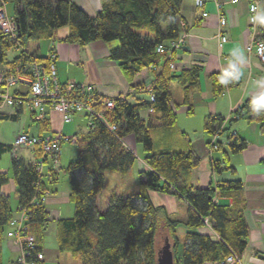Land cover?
<instances>
[{
    "label": "trees",
    "instance_id": "obj_1",
    "mask_svg": "<svg viewBox=\"0 0 264 264\" xmlns=\"http://www.w3.org/2000/svg\"><path fill=\"white\" fill-rule=\"evenodd\" d=\"M182 0H100V9L93 17L86 14L75 2L69 0H0V5H12V17L16 23L17 42L0 33V63L7 61L10 50H17V55L6 64L12 68L18 63L31 61L36 57L24 48L27 43L50 37L54 31L66 28L61 39L65 42L86 45L94 41L117 44L109 51V58L116 62L125 78L130 82L145 68L158 67L163 54L155 51L158 44L178 37L181 31ZM264 11V6H263ZM145 32V33H141ZM149 33V34H148ZM151 35V36H150ZM175 51H173L174 54ZM39 61L45 59L36 57ZM202 71L200 65H192L180 71L171 70L168 61H164L158 72L154 73L152 93L154 100L114 98V106L106 109L96 96L91 99L97 112H102L110 124L116 126L111 132L97 117L89 116L90 124L83 141L78 144L75 160L66 168L69 184V201L73 205V215L56 221V242L60 252L79 259L80 264H156L160 227L159 209L154 210L149 204L148 191L173 193L182 196L190 205L185 221L189 231L186 240L190 243L183 249L182 264H220L228 254L229 248L241 253L247 244L248 229L243 218L242 207L235 204L215 203V195L226 194L241 188L238 180H225L216 188H195L190 184V171L199 160L191 152H153L149 125L141 118V111L152 108L160 114V122L169 127L174 124L175 111L171 105L170 84L182 87L183 102L187 103L189 87L198 83ZM210 74L212 94L221 95L226 89L236 84L233 72ZM227 78L228 83L222 81ZM148 95V92L144 89ZM69 98L85 101V96L75 84L68 94ZM252 99H247L234 111L233 120L223 126L228 134L229 144L226 150L236 153L244 147V142L236 135H231L233 121L247 119L259 126L264 134V109L253 110ZM4 118L0 114V119ZM39 120V122L43 121ZM223 118L209 116L204 128L213 135L222 125ZM132 134L144 153L143 161L147 170L138 173L139 192L122 196L112 191L105 208L98 210L96 197L106 187V172L127 175L137 161L136 155L122 144V138ZM218 143L217 149H223ZM11 151L10 145L0 144V156ZM35 159L27 161L21 157L11 158L12 179L20 209L27 213L28 230L34 235L36 250L49 213L42 201L46 192L45 183L37 171V162L41 150L34 149ZM224 159L213 163L214 170L227 168V151ZM91 163V166H87ZM264 163V158L262 160ZM85 174L78 178L77 171ZM8 181L6 172H0V264H2V242L9 224L14 217L10 208L9 197L1 188ZM144 203L137 204L136 199ZM207 219L219 239L201 235L192 229L204 224ZM168 237L173 239V252L177 253V237L174 222L170 223ZM178 262V261H177Z\"/></svg>",
    "mask_w": 264,
    "mask_h": 264
},
{
    "label": "crops",
    "instance_id": "obj_2",
    "mask_svg": "<svg viewBox=\"0 0 264 264\" xmlns=\"http://www.w3.org/2000/svg\"><path fill=\"white\" fill-rule=\"evenodd\" d=\"M44 1L53 2L55 0ZM69 1L75 2L91 17L101 6L100 0ZM253 1L204 0L203 6L198 7L195 5V0H182L180 23H183V31L185 32L184 44L182 47L174 49L172 61L176 71L187 69L192 65H200L202 71L198 83L189 87L187 103L183 102L182 87L178 84L179 87H175L174 82L170 84L171 100L176 99L177 101L175 108L172 106L175 111L173 125L163 126L160 122V114L149 112L148 109H144L140 113L141 118L149 125L153 152L186 153L191 151L198 158L197 166L190 171L189 175V181L193 187L206 188L210 185L216 188L220 182L225 180L241 182L239 190L221 195L217 194L213 198L215 203L235 204L242 207L248 236L246 247L241 253H238L241 264H264V164L262 163L264 134L259 131V126L254 121L245 118L233 121L230 130L234 131L238 139L244 142V147L236 153H231L226 150L224 144L223 149H210L213 136L206 132L204 124L207 117L219 116L223 118L222 126L225 127L229 121L233 120L235 109L242 105L245 100L264 93V61L256 56L252 47L254 40L264 37V0H257L260 15V25L257 27L251 26L248 20V7ZM5 5L3 4L4 10ZM203 12H206L207 15L203 16ZM8 16H12V11ZM220 17L226 21L223 26L219 25ZM66 31V28L57 29L50 37L27 43L24 49L29 54L42 59H46L50 53L54 52L59 83L71 82L93 86L96 98L102 106L105 99L124 97L134 101L135 99L148 98L144 89L154 80L155 71L153 68L141 70L129 82L118 64L109 58V51L117 42L94 41L86 45L69 43L61 40ZM222 36L225 38L224 44L220 40ZM249 45H251V49H248ZM17 53L12 54V58ZM165 59L166 57L163 56L158 68H161ZM6 62L0 63V72L8 68ZM227 72L236 74L238 77L236 84L226 89L218 97H214L210 74ZM172 89L176 92L175 98L172 96ZM16 90L26 91L25 87L13 86L6 89L0 84V91L12 93ZM24 109V106L0 109V114L4 117L0 121H11L16 125V132L8 133L4 125L0 123V144L11 145L20 133L38 136L61 133L62 135L75 136L80 144L89 128V120L84 114H75L71 121L63 122L59 111L46 106L44 120L39 122V120L34 119L29 107H26L28 116L23 113ZM122 144L136 155L137 161L125 176L117 172L109 174L106 172L105 188L111 184L113 185L111 192L115 191L119 195L128 196L139 192L138 173L147 170L148 167L143 161L142 148L135 142L132 134L125 135L122 138ZM69 145L71 144L69 143ZM35 148L37 147H21L15 154L7 151L0 156V172H6L8 175V181L2 186L1 191L9 197L10 208L14 214L13 218L18 224H26L27 220L24 219L18 204L16 186L12 179L11 158L18 156L27 161H32L35 159ZM224 151H227V168L216 171L213 168V163L215 161L221 162L224 159ZM7 154H9V159H5ZM71 157L68 159H73ZM61 160L59 150L58 163L54 164L50 158H46L42 162L39 172L46 187L44 204L49 213V221L38 242L39 251L43 254V260L39 264H80L79 259L72 258L57 248L56 221L59 218L71 217V211H73L68 205L71 203L68 198L69 184L64 183L63 186H59V170L62 169ZM67 164L63 167L65 173ZM87 166H91V163H88ZM147 194L151 207L161 211V216L158 217V226L160 227L158 252L166 243L170 247L169 263L182 264L181 260L178 259L181 257L183 249L190 243L189 240L185 239L186 232L189 231L185 221L191 209L190 205L178 194L153 190L148 191ZM109 195L105 200L104 207ZM98 201L100 202V199L96 197V204ZM136 202L137 204L144 203L141 198L136 199ZM62 204H66L65 214H62L61 211L60 205ZM97 208L98 210L102 209L100 204ZM171 222H174L178 243L176 254L173 252V239L168 237ZM11 228L12 226L8 224L3 237L2 264H11L22 254L21 246L6 234ZM192 230L201 235L219 239L208 221ZM49 237L55 239L54 245L53 242H47ZM156 264H159L157 256ZM205 264L218 263L206 262Z\"/></svg>",
    "mask_w": 264,
    "mask_h": 264
},
{
    "label": "built area",
    "instance_id": "obj_3",
    "mask_svg": "<svg viewBox=\"0 0 264 264\" xmlns=\"http://www.w3.org/2000/svg\"><path fill=\"white\" fill-rule=\"evenodd\" d=\"M236 1V0H233ZM204 0H195V5L203 6ZM218 8L220 6L218 5ZM248 20L251 26L257 27L260 25V15L258 11V1L254 0L248 7ZM203 16L207 13L203 12ZM226 21L223 17L219 19V25L223 26ZM181 31L175 39L163 42L157 45L155 51L163 54L168 61V66L171 70H176L175 64L172 61L174 49L182 47L184 44L185 32L183 31V23H180ZM0 33L17 42L16 23L12 16L5 13L3 4L0 5ZM221 43L224 44L225 38L220 37ZM18 43V42H17ZM256 56L264 61V37L254 40L253 46ZM251 49V45L248 46ZM155 72L160 68L154 67ZM0 84L6 89L13 86L25 87L26 91L16 90L14 92L0 91V109L3 107L20 108L26 105L32 112L35 120H41L45 116V107L50 106L59 111L62 115L63 122H69L75 114H84L97 117L106 127L114 132L116 126L110 124L104 117L102 112L95 111L91 99L96 96L93 86L88 84H79V89L85 96V101L74 100L69 98L68 94L73 90L75 83L61 84L57 78L55 53L52 52L44 61H39L34 57L31 61L18 63L12 68H7L0 72ZM153 81L145 87L148 92L149 101L154 100L152 93ZM103 105L106 109H111L114 106L113 99H105ZM149 112H153L152 108H148ZM90 124V122H89ZM221 125L212 135L213 140L210 143V149H217L218 143L225 146L229 144L227 139L228 134L223 132ZM231 135H236L234 131H230ZM237 136V135H236ZM63 142L75 144L77 139L75 136L62 135L54 133L48 135H32L29 133H20L11 143V152L16 153L21 147H37L41 150V157L37 163V171H41V164L46 158H50L54 164L58 163L60 145ZM264 164V163H263ZM46 193L42 197L45 202ZM214 201V200H213ZM24 219L27 220V213L24 209H20ZM207 219H204V222ZM12 226L7 231V236L13 238L16 243L21 246V256L11 264H39L43 260V254L36 250V241L33 234L28 230L27 224L16 223L15 218L9 221ZM220 264H241L239 254L229 248L228 254L223 258Z\"/></svg>",
    "mask_w": 264,
    "mask_h": 264
},
{
    "label": "rangeland",
    "instance_id": "obj_4",
    "mask_svg": "<svg viewBox=\"0 0 264 264\" xmlns=\"http://www.w3.org/2000/svg\"><path fill=\"white\" fill-rule=\"evenodd\" d=\"M11 11H12V5L11 4H6L5 5V13L7 15H9V14H11ZM15 52H17V50H10L8 52V54H7V60H9L10 58H12V54H15ZM151 80H152V78H151ZM174 85H175V87H179L175 83H174ZM171 93H172L173 98H175V93L176 92H175L174 89H172V92ZM176 102H177L176 99L175 100L174 99L171 100L172 106L174 108H175ZM24 107H25V109H24V112L23 113L28 116V109H26L27 106L24 105ZM0 123H2L4 125V128L7 130L8 133H10V132H16V125L13 124V122H11V121H3V122H1L0 121ZM78 149H79L78 146L75 145V144L69 145V143H67V142H63L62 143L61 148H60L61 159H62L61 162H60V164H61V168L62 169L59 170V173H60L59 174V186H63L64 183L67 185V183H68L67 182V174L64 172L63 167H65V165L69 162L70 159H68V158L70 156H72L71 158L75 159V157L77 155V150ZM8 155L9 154H7L5 156V157H7L5 159H9L8 158ZM73 159H71V160H73ZM109 173H111V172H108V174ZM84 174H85V172H83L82 170L77 171L78 178H82V176ZM107 181H109V180H107ZM112 188H113V185L109 184V186L107 188H105L104 190H102V192L97 196V198L100 199V202L98 201L97 206H99V204H100V206H101L102 209L105 208L104 207L105 200H106L107 196L110 194ZM68 205L73 210L72 204L69 203ZM60 206H61L62 214H65L66 213V210H67L66 204H62ZM72 215H73V211H71V216ZM47 242L48 243L53 242V245H54L55 239L52 238V237H49V238H47ZM170 256H171V254H170V247H169L168 244L165 243V244H163L162 248L159 250L158 255H157V260L159 259V264H170L169 263Z\"/></svg>",
    "mask_w": 264,
    "mask_h": 264
},
{
    "label": "clouds",
    "instance_id": "obj_5",
    "mask_svg": "<svg viewBox=\"0 0 264 264\" xmlns=\"http://www.w3.org/2000/svg\"><path fill=\"white\" fill-rule=\"evenodd\" d=\"M226 77L229 75L228 73H225ZM234 79H237V76H233ZM224 84L228 83V79L225 78L222 81ZM251 105L253 110L259 112L261 109H264V93H261L260 95L253 97L251 100Z\"/></svg>",
    "mask_w": 264,
    "mask_h": 264
}]
</instances>
